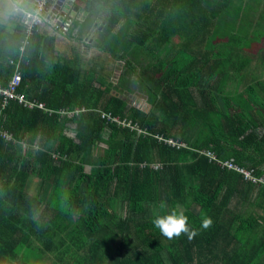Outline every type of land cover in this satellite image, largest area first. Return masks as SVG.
<instances>
[{"label": "trees", "instance_id": "obj_1", "mask_svg": "<svg viewBox=\"0 0 264 264\" xmlns=\"http://www.w3.org/2000/svg\"><path fill=\"white\" fill-rule=\"evenodd\" d=\"M67 1L46 0L30 31L35 0L2 4L0 87L17 69L42 108L0 95V264H264V43L246 67L247 36L207 10L241 4L74 0L83 20L53 25ZM59 35L95 63L57 55ZM173 210L191 240L152 223Z\"/></svg>", "mask_w": 264, "mask_h": 264}, {"label": "crops", "instance_id": "obj_2", "mask_svg": "<svg viewBox=\"0 0 264 264\" xmlns=\"http://www.w3.org/2000/svg\"><path fill=\"white\" fill-rule=\"evenodd\" d=\"M28 1H30V0H28ZM238 1L235 3L241 4L240 10H237L239 8L236 5H232V7H231V5L223 6V7H221V9L219 11H217L215 7H210V9H215L217 11V13H220L221 14L220 16L217 13L212 15L209 7L207 8V10L210 14L209 17L211 18L212 22L214 23L213 28L215 26L217 27V20L220 19L222 24L228 25V29L223 30V31H225V33L227 31L228 35L233 36V35H236V33H237L240 35L247 36L245 38L247 41L249 40L251 45L249 46L250 48H244L243 51H245L246 53L252 52V54H254V55L250 56L251 53L250 54L247 53L251 59H250L249 63L246 65V67H251V66L256 65V62H257L256 57L257 56L255 53L257 52V50H259V44L263 45V43H264L263 38L259 39V41H257V42H252L250 40V39L254 40V37H253V36H255L254 30H256L257 35H259L260 33L264 35V0H249V1L248 0H238ZM246 1H248V2H247V5L245 6ZM19 2H21V0H0V22L1 23H7V20H8V15L5 12V10H3L2 4L7 3L10 6V8H8V9L18 10V3ZM68 2L69 1L65 2V4L63 5V7L59 13V16L62 19L67 14H69V16H71L72 12H73V15L79 13V12H77V10H74V8L76 7V6H74V0L70 3H68ZM62 12H64V14H65L64 16L62 15ZM57 21H58V19H57ZM98 21H100V20L98 19L95 23L97 24ZM60 23L62 24L61 21H60ZM248 26H251L254 29H249V31L244 32ZM69 45H74V47L76 48L74 51H78V52H79V49H81V51H84L86 49L82 46H78V44L76 42L68 41L62 35H59L57 45L55 46V50L57 52V55H59L60 57H66V59H68L67 56L62 55V52L64 51V48L68 47ZM239 50H241V49H237V51H239ZM84 53H85V51H84ZM142 109H144V111H146L148 109L147 105L144 104ZM218 232H219V228L217 226H215L212 235H209V237L213 238L214 235L217 234ZM221 244H223V241H221Z\"/></svg>", "mask_w": 264, "mask_h": 264}, {"label": "built area", "instance_id": "obj_3", "mask_svg": "<svg viewBox=\"0 0 264 264\" xmlns=\"http://www.w3.org/2000/svg\"><path fill=\"white\" fill-rule=\"evenodd\" d=\"M35 5H36L35 14L27 13L23 19L24 24L28 26L27 28L28 31H30L32 27H39L42 24V20L38 16V14L42 9L45 8L46 0H36ZM20 50H22V48ZM20 80L21 78L19 71L16 69L14 71V74L11 76L10 80L8 81L7 87L6 88L0 87V95L3 98L1 106H4L8 100L13 99L27 108H33V107L42 108V105L40 103H37L36 101L33 100H27L21 94H18L16 92ZM224 165L231 168L232 170H235L238 173L243 174L245 179L250 180L251 182H257L256 178L252 176L250 171H247L241 167H237L230 163H225Z\"/></svg>", "mask_w": 264, "mask_h": 264}, {"label": "clouds", "instance_id": "obj_4", "mask_svg": "<svg viewBox=\"0 0 264 264\" xmlns=\"http://www.w3.org/2000/svg\"><path fill=\"white\" fill-rule=\"evenodd\" d=\"M35 3H36V0H35ZM68 3H70V1ZM46 7H48L47 4H46L45 8ZM76 8L78 11L79 10L78 7H76ZM54 19H55L54 17L51 18L50 22L53 25L54 24L56 25L58 18L56 20H54ZM42 25L43 24H41L39 27H42ZM235 166L239 167L236 164H235ZM233 171H235V170H233ZM187 221H188V217L186 215H184L183 212H177L176 210H173L171 212V214H168L165 216H156V218L152 221V223L154 224V226L156 228H158L160 230V232L165 237H167L170 240L174 237H179L181 235V233L186 234L188 236V239L191 240L193 237H195L197 235V230L196 229H190ZM212 223H213V221L210 217L203 216L202 222H201V227L203 229H208L212 225Z\"/></svg>", "mask_w": 264, "mask_h": 264}, {"label": "rangeland", "instance_id": "obj_5", "mask_svg": "<svg viewBox=\"0 0 264 264\" xmlns=\"http://www.w3.org/2000/svg\"><path fill=\"white\" fill-rule=\"evenodd\" d=\"M249 29H254V28L251 27V26H248L247 29L244 32L249 31ZM254 33H255V38L258 39V36L256 34V30H254ZM175 41H176V39H175ZM84 51L86 53V56L88 57L87 58V62L89 64H91V65L94 64L95 62L93 61V59H92V62L91 63L89 62V60L91 59V57L93 56V54L95 55L97 53V50L92 47L90 49H85ZM64 52H65V56H67V57L68 56H73V55H77V56L79 55V53L78 52H75L73 49L65 48L64 49ZM115 74H117V71L115 72ZM131 102L134 103V104H136L140 108H142L144 106V104H145L144 102H141V100H138V99H136L134 97L131 98ZM33 190H34V187H33ZM150 210H151V207L148 208V211H150Z\"/></svg>", "mask_w": 264, "mask_h": 264}, {"label": "water", "instance_id": "obj_6", "mask_svg": "<svg viewBox=\"0 0 264 264\" xmlns=\"http://www.w3.org/2000/svg\"><path fill=\"white\" fill-rule=\"evenodd\" d=\"M70 2L72 1V0H69ZM49 7H46L45 8V11H47V9H48ZM74 10H77V8L75 7L74 8ZM62 15L64 16L65 14H64V12H62ZM73 15V12L71 13V16ZM86 15V12H83V17ZM71 16H69V17H67V22L66 23H70L71 22V20H72V17ZM51 18H53V17H51ZM98 20V19H97ZM60 21H62V18L61 17H59L58 18V21H57V23H56V25L57 26H59L60 25ZM102 24H103V21L101 22ZM95 28H96V23H94L93 24V26L90 28V30H89V33H88V35H87V41L88 42H90L91 41V39L93 38V36L98 32V31H95ZM100 29V28H99ZM98 29V30H99Z\"/></svg>", "mask_w": 264, "mask_h": 264}, {"label": "flooded vegetation", "instance_id": "obj_7", "mask_svg": "<svg viewBox=\"0 0 264 264\" xmlns=\"http://www.w3.org/2000/svg\"><path fill=\"white\" fill-rule=\"evenodd\" d=\"M49 5H50V2H48V3H47V6H48V7H49ZM77 12H79V13H78V14H75V15H73V16H72V19H73V17H77V18H79V19H82V20H83V12H84V11H82V10H81V11H79V10H78Z\"/></svg>", "mask_w": 264, "mask_h": 264}]
</instances>
